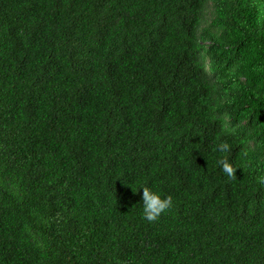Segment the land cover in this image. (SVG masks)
<instances>
[{
	"label": "trees",
	"instance_id": "16d2710c",
	"mask_svg": "<svg viewBox=\"0 0 264 264\" xmlns=\"http://www.w3.org/2000/svg\"><path fill=\"white\" fill-rule=\"evenodd\" d=\"M262 177L264 0H0V264H264Z\"/></svg>",
	"mask_w": 264,
	"mask_h": 264
},
{
	"label": "clouds",
	"instance_id": "9594fccd",
	"mask_svg": "<svg viewBox=\"0 0 264 264\" xmlns=\"http://www.w3.org/2000/svg\"><path fill=\"white\" fill-rule=\"evenodd\" d=\"M216 150L227 153L230 151V146L227 142H221ZM218 163L221 165L222 171L229 180L237 178V169L229 162L227 156L221 157ZM261 182L264 183V177L261 178ZM142 189L143 218L149 223L155 222L163 213L173 207V197L171 195L162 197L159 193L152 191L148 186H144Z\"/></svg>",
	"mask_w": 264,
	"mask_h": 264
}]
</instances>
